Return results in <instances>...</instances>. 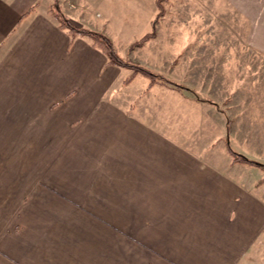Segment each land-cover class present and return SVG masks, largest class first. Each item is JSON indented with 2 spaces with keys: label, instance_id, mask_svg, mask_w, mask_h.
<instances>
[{
  "label": "crops",
  "instance_id": "crops-1",
  "mask_svg": "<svg viewBox=\"0 0 264 264\" xmlns=\"http://www.w3.org/2000/svg\"><path fill=\"white\" fill-rule=\"evenodd\" d=\"M53 1L0 0V190L20 193L9 204L15 216L0 222V264H264V170L190 135L162 133L154 146L163 152L147 153L152 123L106 98L133 71L121 73L91 37L61 27ZM156 1L59 4L88 28L125 31L151 23ZM197 1L170 7L192 14L201 6L196 13L220 22H207L206 32L247 31L244 47L254 52L242 57L235 40L201 39L203 47L233 46L239 74L244 61L264 63L256 53L264 51V0ZM227 57L204 55V71H218L213 65ZM248 75L251 86H264V70ZM23 151L27 166L6 167Z\"/></svg>",
  "mask_w": 264,
  "mask_h": 264
},
{
  "label": "rangeland",
  "instance_id": "rangeland-1",
  "mask_svg": "<svg viewBox=\"0 0 264 264\" xmlns=\"http://www.w3.org/2000/svg\"><path fill=\"white\" fill-rule=\"evenodd\" d=\"M193 1L200 3L197 0ZM161 3L163 14L156 24L155 38H150L141 46L131 48V44L135 40L152 30L153 20L159 11L158 6L157 13L153 16L151 23L150 20H147V24L145 22L138 24L132 30L121 31L120 26L108 23L97 24V27L102 26L104 31L101 30V32L114 41L115 50L121 56L161 73L167 79L182 86L177 87L167 82H156L149 86L150 79L136 73L112 84L113 88L108 89L106 98L130 107L135 111V113H130L133 116L137 115L139 111L138 115L141 119L152 123L150 129L152 134L148 136L149 141L145 144L147 153L163 152L162 143L160 146L156 144L154 146V138L161 137L162 133L164 137L173 136L178 140L179 137L184 138L190 135L194 136L192 138L197 137L196 142H199L198 146L201 148L209 144L212 149L214 148V151L223 150L225 154L230 155L231 153L228 152L230 146L234 151L264 164V86H251L250 84H254L255 80H251L248 75L251 70H256L258 73L263 71L264 63H260L259 60L254 64V61H251V64L248 63L249 61H244L245 63H240L242 70L239 74L237 73L239 65L229 60L233 59L231 57L239 55L238 51L233 52V46L223 49L203 47L204 44L201 40L210 38L223 43L224 40H235V43L242 46L241 56L248 57L254 52L252 48L245 49L244 47L250 44L248 38L250 33L247 31L237 32L234 38L232 33L206 32L204 25L207 22L215 27L220 22L216 16L207 17L196 13L199 12L201 6L194 8L191 14L188 10L189 7L187 10L175 11L170 7L171 0H162ZM182 3L185 4V2ZM231 17L238 20V16L232 14H226L222 18L229 19ZM174 26L179 30L174 31ZM215 27L213 28L216 29ZM213 28L210 29L213 30ZM186 45L194 46L187 48ZM238 50L240 51V49ZM212 52L222 58L228 56V60L213 65L214 68L217 67L218 71H204L202 58ZM256 53L264 56V51L260 48L256 49ZM209 66L211 65L206 64V69ZM119 67L122 69L121 73H124L122 71L132 72L127 67ZM239 76L242 78V81L240 80L242 89L236 97L241 98L242 101H235L233 88L234 86L239 88ZM128 78L131 79L125 81ZM208 86H214L215 91L218 92L217 95L213 96L204 92V88L208 89ZM206 100L212 101V103ZM139 107L141 110H138ZM210 151L212 150L210 149ZM24 156H26L25 151L22 154L19 153L17 160H9L6 167L14 168L15 164L18 169H21V167L27 166L26 160L19 159ZM240 163L245 167H258L264 170V167L245 162ZM26 177L15 176V178ZM4 178L10 177L2 178V182L7 183ZM13 186L16 187L15 184ZM18 197H20L19 192L0 190V222L2 225L9 224L11 215L15 216L16 209L10 208L9 204L12 202L16 204Z\"/></svg>",
  "mask_w": 264,
  "mask_h": 264
},
{
  "label": "trees",
  "instance_id": "trees-1",
  "mask_svg": "<svg viewBox=\"0 0 264 264\" xmlns=\"http://www.w3.org/2000/svg\"><path fill=\"white\" fill-rule=\"evenodd\" d=\"M161 1L162 0L156 1L157 6L159 8V11L153 20L152 30L150 32L143 34L139 39L135 40L131 44V48H133L135 46H141V45H143V43L145 41L149 40L150 38L155 37V35H156V24L158 23L160 16L163 14V6H162ZM51 11L59 20L60 26L63 28H67L69 30V32L71 33V35L75 36L76 34H80V35H87V36L91 37L94 41V44L107 55L109 62L111 64L130 68L133 71L132 76L136 73H140V74L146 76L147 78L150 79L149 86H152L156 82H167L170 84H174L177 87L182 86L180 84L174 83L173 81L167 79L161 73L155 72V71L151 70L150 68H148L144 65L138 64L136 62H133V61L121 56L115 50V47L113 45V41L108 35H106L105 33L101 32V31L91 29V28H88L84 25L75 23L72 19H70L67 15H65L61 9V6L59 4V0L53 1V6H52ZM131 78H128L125 81H129ZM196 97H197V95H196ZM206 101H209V100H206ZM209 102L212 103V101H209ZM228 150L231 153V155H233V158L235 161L245 162V163H248L251 165H257L259 167H264L263 163H260L256 160H253V159H250V158L234 151L230 146H229Z\"/></svg>",
  "mask_w": 264,
  "mask_h": 264
}]
</instances>
